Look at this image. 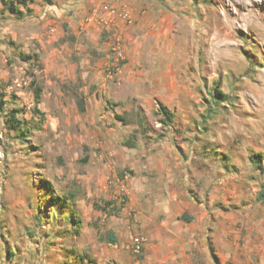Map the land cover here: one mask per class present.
<instances>
[{"label": "rangeland", "instance_id": "obj_1", "mask_svg": "<svg viewBox=\"0 0 264 264\" xmlns=\"http://www.w3.org/2000/svg\"><path fill=\"white\" fill-rule=\"evenodd\" d=\"M30 7L17 16L0 2V264H147L141 220L167 209L181 221L219 217L227 232L264 233V161L259 168L250 158L264 153V0ZM124 8L167 17L182 87L168 124L146 83L114 84L123 53L105 64L115 20L129 22ZM217 81L231 97L219 105ZM135 129V146H124ZM140 182L151 199L170 190L176 199L145 204ZM51 193L68 200L51 206ZM187 199L199 212L181 205ZM108 229L116 242L104 240ZM137 236L146 239L140 252Z\"/></svg>", "mask_w": 264, "mask_h": 264}, {"label": "crops", "instance_id": "obj_2", "mask_svg": "<svg viewBox=\"0 0 264 264\" xmlns=\"http://www.w3.org/2000/svg\"><path fill=\"white\" fill-rule=\"evenodd\" d=\"M121 12L123 17L128 14L129 22L125 23L118 16L114 22L117 27L113 28L110 40L106 42L109 51L105 61L107 67L117 65L114 48L118 40L117 47L125 57L124 63L117 68L118 77L114 84L118 86L125 79L135 83L141 80L146 83V94L160 98L169 108L182 87L171 67L175 52L169 39L167 17H156L137 8L132 11L124 8ZM140 184L145 204L156 202L157 205L164 200L168 206L176 199L172 190L167 194L163 192L158 199L153 195L151 199L147 194L148 185ZM180 203L185 208L190 206L193 213L199 212L201 206L195 200L187 199ZM167 210L168 216L161 220H141L147 239V264H264V233L242 236L225 231L224 218L203 220L195 216L181 221L171 215L170 209Z\"/></svg>", "mask_w": 264, "mask_h": 264}, {"label": "trees", "instance_id": "obj_3", "mask_svg": "<svg viewBox=\"0 0 264 264\" xmlns=\"http://www.w3.org/2000/svg\"><path fill=\"white\" fill-rule=\"evenodd\" d=\"M0 2L3 5V8L5 10H7L9 13L17 15V16H21L23 15L25 12H30L32 9L30 7V5L34 2V0H0ZM38 91H40V89L38 88ZM213 98L215 99V104L219 105L221 102H226V101H230L231 97L229 94L223 93L220 89H219V81H217L215 83V86L213 88ZM36 101H38V94L36 96ZM79 106L81 109H84V105H83V101L80 100L79 101ZM208 111L207 116L210 117L211 113L210 112H215V110H212L211 108ZM157 114L160 115V122L162 124H168V121H171L173 118V112L162 102L157 101V107H156V111ZM121 119H123V117H119ZM8 121L10 123V125L14 128H18L19 127V120H17L15 118V115L13 114V112H11L8 115ZM139 125H141L142 123V117H140L139 120ZM137 132L138 130H134L133 132H131L129 134V136L123 140V145L127 146V147H134L136 144V139H137ZM251 160L255 163L258 164L259 168L261 167L262 162L264 161V153H254L251 155ZM260 196L264 197V185L260 191ZM59 200H62L61 203L65 204L67 202V197H64L63 195H53L52 193L50 194V196L48 197L47 201L50 203L51 206H56L59 203ZM59 203V204H61ZM110 204V203H108ZM182 218H187L189 219V217L187 216H183ZM69 221L72 223L75 221V219L70 218L69 216ZM104 240L109 241V242H116L117 237L115 235V233L111 230L108 229L105 231L104 235H103ZM82 258V256H81Z\"/></svg>", "mask_w": 264, "mask_h": 264}, {"label": "built area", "instance_id": "obj_4", "mask_svg": "<svg viewBox=\"0 0 264 264\" xmlns=\"http://www.w3.org/2000/svg\"><path fill=\"white\" fill-rule=\"evenodd\" d=\"M118 42H119V40H118L117 43L115 44V48H114V49H115V51H116V55H117V57L120 58V57H122V53H121L119 47H117V46H118ZM145 240H146V239H145V237H143V236H137V237H135V239H134V241H133V243H132L133 250H134L135 252H140V250H141L143 244L145 243Z\"/></svg>", "mask_w": 264, "mask_h": 264}]
</instances>
